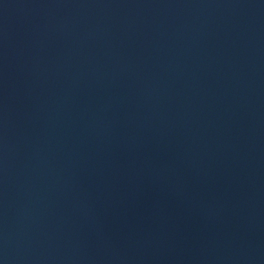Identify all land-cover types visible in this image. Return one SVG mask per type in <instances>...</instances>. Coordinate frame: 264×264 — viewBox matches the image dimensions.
Wrapping results in <instances>:
<instances>
[{
	"label": "water",
	"instance_id": "1",
	"mask_svg": "<svg viewBox=\"0 0 264 264\" xmlns=\"http://www.w3.org/2000/svg\"><path fill=\"white\" fill-rule=\"evenodd\" d=\"M192 264H264V37Z\"/></svg>",
	"mask_w": 264,
	"mask_h": 264
}]
</instances>
